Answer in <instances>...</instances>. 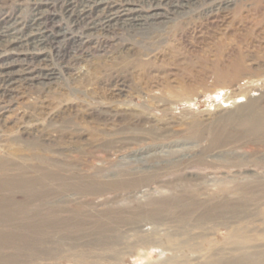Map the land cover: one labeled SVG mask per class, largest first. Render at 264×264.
I'll return each mask as SVG.
<instances>
[{
	"label": "rangeland",
	"instance_id": "1",
	"mask_svg": "<svg viewBox=\"0 0 264 264\" xmlns=\"http://www.w3.org/2000/svg\"><path fill=\"white\" fill-rule=\"evenodd\" d=\"M248 255L264 261V0H0V264Z\"/></svg>",
	"mask_w": 264,
	"mask_h": 264
},
{
	"label": "bare ground",
	"instance_id": "2",
	"mask_svg": "<svg viewBox=\"0 0 264 264\" xmlns=\"http://www.w3.org/2000/svg\"><path fill=\"white\" fill-rule=\"evenodd\" d=\"M227 6H228V4H227ZM214 8V7H213ZM212 23V22H211ZM5 24L9 27V29H12L11 31L10 30H4L3 29V31H5L4 32V34L3 35H5V33H7V34H10V35H15V37H10L11 38V40H15V41H13V43H18V42H21V41H23V39H26V40H29L28 39V37H26L25 38V34H24V32L25 31H20V30H18L16 27H15V25H8L7 24V22H5ZM18 30V31H17ZM6 36V35H5ZM7 37H9V36H7ZM20 37V39H18ZM23 37V38H22ZM30 38V37H29ZM95 41V40H94ZM104 45V44H103ZM239 61H241L240 59L239 60H237V59H235V60H233V62H232V66L233 67H235L234 69H237L242 63H240V65H239ZM216 65H217V70H216V75H215V78H219L221 75H222V72H221V67L219 66V64L218 63H216ZM240 190V189H239ZM177 198V197H176ZM174 199V198H173ZM178 200H180V199H178ZM167 203V202H166ZM213 205V204H212ZM190 206V205H189ZM194 206V205H193ZM192 206V207H193ZM187 207V206H186ZM191 207V206H190ZM215 207V206H214ZM162 208H164V206L162 207ZM217 208V207H216ZM158 209H161V208H159L158 207ZM157 209V210H158ZM165 209H166V207H165ZM176 209V208H175ZM212 209H213V207H212ZM172 210V209H171ZM217 210V209H216ZM221 210V209H220ZM159 211V210H158ZM215 211V210H214ZM161 215V214H160ZM208 215V214H207ZM210 215V214H209ZM155 226V225H154ZM153 226V227H154ZM101 228V227H100ZM153 230H154V228H153ZM152 230V231H153ZM123 233V232H122ZM121 233V234H122ZM120 234V235H121ZM101 235V234H100ZM123 235H125L124 233H123ZM144 237V236H143ZM140 238H142V237H139V239ZM101 239H102V237H101ZM143 239H145V237L143 238ZM107 241V240H106ZM141 240H139V242H140ZM144 241V240H143ZM110 242V241H109ZM111 242H113V241H111ZM141 243V242H140ZM139 243V244H140ZM143 245V244H142ZM152 246V245H151ZM113 247V246H112ZM243 259H249V260H247L246 261V263L245 264H264V261L261 259V255H248L247 257H243ZM202 264H237V258H234L233 260L231 259V261H229V262H224V261H220L219 259L218 260H214L213 262H211V263H202Z\"/></svg>",
	"mask_w": 264,
	"mask_h": 264
}]
</instances>
